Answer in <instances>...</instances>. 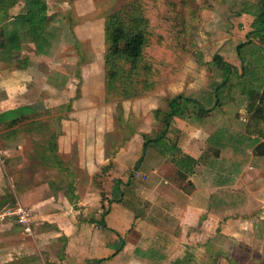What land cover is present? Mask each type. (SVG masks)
<instances>
[{
  "label": "crops",
  "instance_id": "0c3cea01",
  "mask_svg": "<svg viewBox=\"0 0 264 264\" xmlns=\"http://www.w3.org/2000/svg\"><path fill=\"white\" fill-rule=\"evenodd\" d=\"M14 6L7 10L9 16L20 14H11L17 9ZM244 17L251 26L253 16L242 14ZM49 20L55 25V20ZM28 50L35 51L26 45L21 54L31 63L43 58L28 54ZM29 73L33 72L15 68L0 73L4 91L0 114L27 106L29 82H18L17 77ZM92 74L104 76L97 69ZM216 87L217 83L200 85L193 92L195 97L179 100L178 112L166 127L163 116H155L153 122L147 118L150 123L161 119L163 129L154 133L155 124L147 131L137 129L110 154L102 140L106 131L113 129L114 118H97V108L82 111L76 106L80 99L73 100L70 115L55 117L59 124L55 137L57 153L75 156L77 164L51 163L46 169L55 171L54 179L31 187L6 181L5 189L0 187V200L9 196L15 206L30 205L33 237L40 223L51 225L55 244L57 239L62 242L55 256L57 264H239L236 251L241 246L247 252L246 264L249 260L264 264V182L259 189L255 182L257 176L264 175V153H255L264 139L245 131L244 95L234 89L219 104L213 96ZM96 103L111 108L105 96ZM229 105L234 106L233 114L227 113ZM239 114L246 121L240 129L226 120ZM40 118L14 127L7 120L0 123L5 140L0 153H6L5 159L23 154L20 144H12L34 132L26 124H43ZM163 130L165 145L152 142L145 147L144 137L158 138ZM77 140L87 142L75 149ZM93 140H99L97 146L91 144ZM64 143L71 150L64 151ZM244 143L251 144L246 160L240 155ZM17 229L21 230L13 218L0 221L2 236ZM23 257L28 263L38 260L34 254ZM0 264L17 263L7 260Z\"/></svg>",
  "mask_w": 264,
  "mask_h": 264
},
{
  "label": "rangeland",
  "instance_id": "374dc122",
  "mask_svg": "<svg viewBox=\"0 0 264 264\" xmlns=\"http://www.w3.org/2000/svg\"><path fill=\"white\" fill-rule=\"evenodd\" d=\"M44 1L49 8L50 18L59 25L55 26V32L45 43L44 53L40 54L44 59L42 57L37 58L36 61L32 59L34 64L30 66V72L33 73L17 78H20L18 82H29L26 105L34 112L42 114L40 120L45 129L31 131L33 133L30 136H25L22 140H17L12 144V147L20 144L22 155L5 159L6 153H0L1 188L7 186L6 181L10 184L18 183L31 187L53 177L55 171L46 169L51 167L52 162L49 161V155H53V151L61 163L67 164L69 161V163L77 164L75 156L60 155L57 150L55 151V132H59V124H55L58 118L55 117L72 113L73 110H61L60 105L68 103L71 99L69 97L72 95L74 97L75 93L80 92V101L76 106L82 111L98 110L97 118H103L105 121L114 118L113 129L106 131L102 140L105 152L110 154L111 150L124 144L135 131L137 132V129L147 131L151 125L155 124L158 128L152 131L160 132L161 128L163 129L162 115L159 119L161 122L150 123L155 118L153 111L159 109L164 113V109L168 108L166 106L169 100L176 99L179 95H182L184 99L195 97L193 92L200 85L208 87L217 83L218 86L223 78V71L212 63L215 55L235 67L236 74H231L229 77V83L232 85L230 91L238 90L240 96L244 94L243 88L247 89L249 85L256 87L257 81L250 83L240 79L243 75L241 61L236 51L237 46L245 43L241 55L243 54L242 57L248 65L246 66L248 72L251 70L259 72L263 68V65H258L260 59H264L263 42L256 35L250 39L247 38L252 31L251 26L246 21L247 18L244 17L245 20L241 18L242 14L257 11L258 0H140L144 7V14L152 25L149 43L144 50V61L140 65L141 68L144 64L151 66V71L148 73V88L143 90L142 96L138 98L119 100L121 108L119 101L118 103L110 102L111 108L106 110V106L103 108L96 105V102L100 103V100L106 97L102 57L104 20L112 12L128 6L132 0ZM6 2L17 6L11 14L15 11L16 13L25 12L24 0H7ZM70 9L74 18L81 20L75 23L71 30L64 17L65 11ZM157 27L159 30H156ZM176 34L180 36L177 41L173 40ZM32 52L35 53L34 50L27 51L28 54ZM6 69H10L9 65L0 61V73ZM94 69H97L103 77L95 74L90 76ZM143 73L142 70L138 73L142 81L146 80V74ZM3 93L4 91L0 89V99L3 98ZM71 101L69 106L72 108L73 100ZM233 108L234 106L229 105L230 111L227 113H230ZM239 117L240 114L238 118H226V120L233 127L240 129L242 123L246 121ZM147 118H150V122ZM28 127L32 128V124H26V128ZM34 127L37 128V126ZM0 132V147H2L5 140L2 129ZM51 136H53L52 139H50ZM18 137L20 138V133ZM82 142L86 143L87 140L75 141V149L79 148ZM98 143L99 140H93L91 144L97 146ZM245 143L240 154H243L241 156L243 160H246L247 147L251 145L246 146ZM61 145L64 151L67 148L71 150L68 144ZM79 177H81L80 174ZM255 182L259 189L264 182V175L257 176ZM14 206L15 203L6 202L0 208V212ZM37 227L38 230L34 237L32 230L28 237L20 229L5 232L7 236H2L1 232L0 263L8 260L17 264H57L55 256L61 250L62 242L57 239L55 244V234L51 225L40 223ZM239 250L236 251L237 261L239 264H246L247 252L242 251V246ZM30 254L38 257V260L33 263L25 262L26 259L23 256ZM248 264H251L250 260Z\"/></svg>",
  "mask_w": 264,
  "mask_h": 264
},
{
  "label": "trees",
  "instance_id": "16d2710c",
  "mask_svg": "<svg viewBox=\"0 0 264 264\" xmlns=\"http://www.w3.org/2000/svg\"><path fill=\"white\" fill-rule=\"evenodd\" d=\"M25 12L17 14L16 16H9L7 10L13 7L14 3H8L5 0H0V61L10 68L27 71L32 66L31 59L27 55L21 54L22 48L26 45H31L35 49L37 55L44 53V45L49 41V36L56 30L55 25H50V18L48 14V6L44 0H24ZM258 9L251 13L253 21L251 23V32L247 37L250 39L253 36H259L264 46V0H258ZM65 20L69 24V30L75 23L81 21L79 18H74L71 9L65 12ZM56 26V27H55ZM150 30L152 25L149 19L144 14V7L140 0H132L126 7H121L119 10L112 12L106 16L104 20V48L102 57L104 59V88L106 92L105 101L107 103L117 102L123 99H132L142 96V91L148 88V73L151 71V66L144 64L145 48L149 43ZM159 30V27L156 28ZM180 36L175 35L173 40H179ZM244 44L237 46L236 51L238 58L242 65V78L245 82L257 81L256 87L245 89L243 95L247 100L245 114L247 118L245 131L249 134H255L260 139H264V59L261 58L258 65H263L262 70L256 72L251 70L248 72L246 62L241 55V50L245 47ZM27 48V47H26ZM212 63L223 71V78L219 86L214 89V97L217 103L221 104L224 100L229 98L231 94L230 75L236 74L234 66L225 63L220 56L215 55ZM13 66H10L12 65ZM144 72L146 80H141L138 73ZM245 76V77H244ZM150 83V82H149ZM79 93H75L74 97L69 99L68 103L60 105L61 110L70 111L69 104L71 100L79 98ZM225 97V98H224ZM183 96L179 95L177 98L167 102L168 109L162 113L161 110L153 111L155 116H163L164 126L168 125V119L178 112L179 100ZM231 100V99H230ZM71 101V102H70ZM232 101V100H231ZM119 101V107L120 106ZM118 103V102H117ZM217 104V105H219ZM118 107V106H117ZM204 112V108L201 107ZM42 117L39 112H34L28 106L17 108L13 111H8L0 114V123L9 121V126H15L24 120L31 118L38 119ZM35 122V121H34ZM33 122V123H34ZM30 130H44L45 126L41 122H37V128L32 125ZM165 130H163L158 138L148 139L144 137V145L152 142H157L159 146L165 145L161 140ZM51 136L50 139H52ZM57 150L55 137V151ZM49 152V150H46ZM52 153V152H51ZM50 153V154H51ZM257 155L264 153V143H260L255 148ZM49 155V161L62 166L58 160L57 154ZM7 196L0 200V208L11 200Z\"/></svg>",
  "mask_w": 264,
  "mask_h": 264
},
{
  "label": "built area",
  "instance_id": "2783aa9c",
  "mask_svg": "<svg viewBox=\"0 0 264 264\" xmlns=\"http://www.w3.org/2000/svg\"><path fill=\"white\" fill-rule=\"evenodd\" d=\"M135 176L139 177V174L135 173ZM8 217L15 220L26 237L31 235V210L28 207L18 204L11 209H4L0 212V221Z\"/></svg>",
  "mask_w": 264,
  "mask_h": 264
}]
</instances>
